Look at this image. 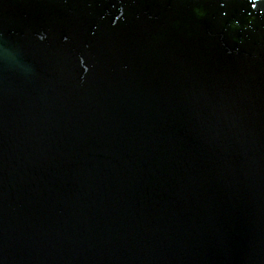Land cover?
<instances>
[{"label": "water", "instance_id": "95a60500", "mask_svg": "<svg viewBox=\"0 0 264 264\" xmlns=\"http://www.w3.org/2000/svg\"><path fill=\"white\" fill-rule=\"evenodd\" d=\"M0 264H264V0H0Z\"/></svg>", "mask_w": 264, "mask_h": 264}]
</instances>
